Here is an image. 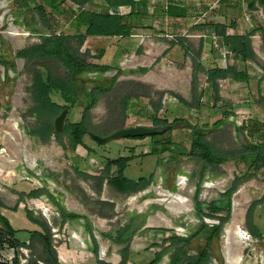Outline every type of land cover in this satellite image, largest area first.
<instances>
[{
  "label": "rangeland",
  "instance_id": "rangeland-1",
  "mask_svg": "<svg viewBox=\"0 0 264 264\" xmlns=\"http://www.w3.org/2000/svg\"><path fill=\"white\" fill-rule=\"evenodd\" d=\"M38 1L45 6L57 34L85 32L81 15L86 11L107 9L106 0H94L83 6L69 0ZM147 1L149 12L146 13V18L160 12V8L154 6L157 2L165 4L162 5L163 9L168 2L183 4L188 9V18L183 22L167 20L156 23L158 26L155 28L161 32H169L178 24L180 31L183 29L185 34H207V30L196 27L206 22L226 23L230 26L231 33L235 31L232 23L242 33H253L255 29L264 28V10L262 7L252 9L249 6L251 0ZM0 5H3L0 7V16H4V20H0V58L7 62L6 65L0 64V213L9 219L15 230L14 236L10 237L0 222V263L13 264L17 255L20 264H48L51 255L42 236L35 234L40 232L49 235L60 264H100L99 261L121 264L124 260L126 264H148L157 252L163 250L167 252L158 264H168L172 253L169 249L175 245L171 237L190 236L203 222L210 225L220 223L225 214L214 212L212 202L223 197L237 176L252 173L254 177L241 182L233 192L231 214L226 219L222 232L216 235L212 230H206L193 238L186 250L191 255L207 250L211 254L210 264H228L226 230L237 217L244 234V237L235 239L242 242L238 264H264V168L250 169L251 156L236 157L211 166L201 177L202 163L190 155L164 152L163 165L159 164L160 155H146L153 149L156 141L161 145L168 138L190 147L193 133L190 124L204 131L214 145L230 151L240 149L239 131L242 132V126L247 121H258L264 127V105L257 103L260 96L264 95V44L260 31L251 36L255 61H248L246 64L237 62L243 71L240 90L235 91L234 95H221L219 100L209 94L200 101V105L189 94L193 85L177 84L175 87L171 83L173 78H169L168 70L164 68V62L167 61L164 55L168 51L162 46L167 43H164V37L151 32L149 26L152 24H147L145 28L146 37L142 46L148 62L136 73L129 71L125 75L129 79L127 84H124V65L121 64L124 62V55L121 54L124 51V37L99 40L96 45L105 48H90L86 41L82 45L76 40L69 41L76 54L94 63L100 61L105 54L96 58L100 49L109 50L111 54L101 61L118 66L103 75L85 74L83 78L91 80L86 84L89 89L95 82H100L101 77L106 85L111 84L108 79L120 71L118 82L101 94L98 103L89 113L91 131L106 136L123 128L124 95L128 94L143 101L148 111L153 110L150 99L161 104V118L171 122L175 118L184 120L177 123L171 132L157 137H125L100 144L86 135L84 140L87 142L84 141L83 147L65 130L69 122L82 119L86 103L83 98L76 106H70L61 132L55 131V119L61 113L58 110L51 109L41 116L33 115L36 103L28 90L32 85L34 64L42 63L44 66H40V69L50 68L57 76H68V71L54 58L41 57L31 61L18 56L19 50L41 42L39 34L31 32L28 27V24L33 25L34 17L40 22L38 14L30 8L21 10L17 0H0ZM128 11L129 9H124V12ZM145 23L150 22L146 20ZM188 24L192 25L188 27ZM11 25L16 26L20 33L8 35L7 32L15 29ZM40 26L43 28L42 24ZM212 36L208 49L212 47L218 58L224 59L225 56L230 62L236 63L234 53L227 51L219 37ZM199 43L196 42L195 45L199 47ZM179 49L180 46L178 54H171L176 60L169 64L178 68L177 81H186L185 77L189 78L190 73L186 68L188 64L179 62L183 57V52ZM201 76L205 81V74L201 73ZM212 85L219 87L217 81ZM170 90L174 97H170ZM51 97L62 102L55 91ZM133 100L136 101V98ZM45 124L55 133L48 137L43 135ZM245 134L248 140L259 141L258 135L252 138L247 131ZM243 141L247 143L245 135ZM132 149L138 151V154L133 155ZM122 155L134 157L126 171L129 177L135 178L140 174L150 180L138 192L121 194L108 182L112 173L107 171L110 157ZM11 174L13 179L7 181L5 178L12 176ZM48 182H52L56 191L61 194L58 200L63 205L61 206L69 213L72 211L80 215L79 218L69 220L58 211L57 206L43 192L44 189L49 192L52 190ZM161 189L184 196L190 210L177 212L172 209L169 206L171 196L163 195ZM34 190L38 191L39 196L29 195ZM33 201L44 204L46 208L50 207V210L44 214L45 210ZM252 205L254 231L247 221ZM150 220L156 224L150 223ZM130 223H143V226L130 242H116L115 238ZM88 226L92 231L88 230Z\"/></svg>",
  "mask_w": 264,
  "mask_h": 264
},
{
  "label": "trees",
  "instance_id": "trees-1",
  "mask_svg": "<svg viewBox=\"0 0 264 264\" xmlns=\"http://www.w3.org/2000/svg\"><path fill=\"white\" fill-rule=\"evenodd\" d=\"M69 1L83 6L93 2L94 0ZM17 2L19 3L21 10L30 8L38 14L40 22L34 17L33 25L28 24V27L30 28L31 32L39 34L41 37L40 43L19 50L18 56L31 61H35L41 57H51L61 62L63 67L68 71L67 77H61L55 75L50 68H47L46 70L40 69V66H44L42 63L37 62L34 64L35 67L32 74V85L28 90L36 103L33 110V115L41 116L43 113L50 111L51 109L58 110L59 112H62L64 109L69 110L70 106H76L80 99L83 98L86 103L84 105L82 119L78 122H69L65 130L67 134H70L74 137L76 143L79 146L85 147L84 137L88 135V131L91 130V126L88 121L89 113L98 103L101 94L114 86L119 77L120 71H118L117 74L109 79L111 84L106 85L105 81L95 82V85L89 89L86 84L91 82V80L83 78L85 74L91 72L106 73L110 70H113V67L109 64H99L88 61V59L85 57L76 54L71 49L68 42L71 40H76L80 45H82L89 36H129L131 34L132 27L126 16L136 12L137 1L106 0L107 9L105 11L92 10L84 12L81 15V18L86 30L80 34H57L53 30V25L45 6L38 0H17ZM249 6L252 9L262 7L264 10V0H251ZM124 9H129V11L124 12ZM168 9H170V6H168ZM40 24H42L44 29L40 26ZM196 27L202 30H207L210 34L220 37L224 47L232 51L241 64H246L248 61H255V53L252 48L251 41V36L255 34L254 32H261L264 44L263 27H260L258 30L255 29L253 33L239 32L235 23H232V27L235 29L233 33L229 32L230 26L222 22H206L198 24ZM181 40H183V38L179 37L178 42ZM180 45L185 50L186 55L190 56L193 60L194 90L198 87V71H204L210 81H216L227 76L241 78L243 75L241 66L238 67L237 65L228 66L226 68L214 67L207 69L200 62L202 47L199 51H194L189 45L183 44V42H181ZM89 53L90 51H88V54ZM104 53L105 50L100 49L96 58H101ZM0 64L6 65L7 62L0 58ZM53 91L59 92L66 104L59 105L54 102L50 96L51 92ZM257 103L264 105V95L260 96V98L257 100ZM152 105L154 106L155 112L158 113L160 108L157 107L153 102ZM180 121L184 120L182 118H175L174 121L169 122V120L166 118L156 116L154 118V125L163 126L165 127V130L162 133H156L149 136L157 137L159 135H164L168 132H171ZM189 127H191L193 130L190 147L182 142L174 141L168 138L161 142V145L158 144V141H156L153 149L149 153H146V155H160L164 152L190 155L197 162L202 163V168L200 171L201 177L205 175V172L209 170L211 166L220 165L236 157L247 158L251 156L252 161L249 167L250 169L260 170L264 168V127L260 126L258 121H247L242 126V133L245 135L247 143L239 138L240 149L236 151L225 150L214 145L208 139L207 134L204 131H201L196 125L190 124ZM245 131H247L249 136L252 138L258 135L259 141L248 140ZM42 132L43 135L47 137L55 133L54 130H51L48 124L44 125ZM146 137L148 136L129 138L141 139ZM132 158L133 157L129 156L119 157L117 159L110 160L107 164L108 173L111 172V169L114 165L117 166V172L115 174L110 173L108 182L112 184L117 190L124 193L138 192L150 182V180L146 177H140L138 180H133L125 176L124 170L127 166V162ZM253 177L254 174L252 173H245L242 176H237L233 185L224 193L223 197L212 202L211 207L214 209V212L225 214V218H222L220 223L210 225L206 222H203L200 228L190 236L175 235L174 237H171V239L175 241V245L169 249L172 251V253L168 264L211 263V254L209 251L206 250L191 255L186 250V246L191 243L193 238L206 230H212L216 235H219L222 232L223 225L231 214L233 192L241 182ZM43 192L50 199V201L55 206H57L58 211L62 213L66 219L70 220L80 217V215L76 213L67 212L55 199L53 194L47 189H44ZM29 195L36 197L39 196V193L38 191L34 190ZM196 195L198 197L199 191H197ZM253 210L254 205L250 207L247 215V221L250 224V227H252V230L255 229V227H253ZM0 222L3 225V230L8 233L10 237H13L15 230L9 219L1 215V213ZM142 226L143 223L137 225L134 223L128 224L124 231L115 238V241L118 243L130 242L135 233ZM88 230L92 231L90 226H88ZM35 234L42 236V239L46 244V248L51 255V260L48 264H60L56 253L52 249L49 235L42 234L40 232H36ZM17 243L20 242L17 241ZM97 251L98 247L96 246L95 252ZM166 252V250L157 252L155 258L148 264H158ZM99 262L100 264H111L105 261ZM13 264H20V260L17 255H15L13 259ZM121 264H126V261L124 260Z\"/></svg>",
  "mask_w": 264,
  "mask_h": 264
},
{
  "label": "crops",
  "instance_id": "crops-1",
  "mask_svg": "<svg viewBox=\"0 0 264 264\" xmlns=\"http://www.w3.org/2000/svg\"><path fill=\"white\" fill-rule=\"evenodd\" d=\"M136 1H137L136 12L126 16L128 22L130 23V25L132 27V30H131V34L129 36H124V49H123L124 51L121 52V54L124 55V62L121 63L122 65H124V84H127L128 80H129L128 76H125V75H127V73L129 71L136 73L140 68H143L146 65L145 64L146 62H148V61H146V58H148V56H145L144 52H142V46H144L143 42H144L145 37H146V36H144L145 35V28H146V26H148L147 24H152L153 27L149 26L151 28L150 29L151 32L154 35H157L159 37H164V39H163L165 41L164 43H167V45L165 44L164 46H162L166 52L168 51L167 53H165V51H164L165 55L163 53V55L166 56L165 58H167L166 59L167 61L164 62L166 64V67H164V68L166 70H168L169 78L172 76L173 80H171V83H173V85L175 87L177 84H187L188 83L189 85L190 84L194 85V82H193V70H194L193 69V65H194L193 60L190 56L186 55L185 50L180 45L181 42H183V44L189 45L194 51H199L200 48L202 47L200 62L207 69L214 68V67L226 68L228 66H233V65H237L238 67L241 66L239 63H237V62H240L237 58H236L237 59L236 63L230 62V60L226 59L225 56H224V59L223 58L220 59L217 57V54L215 53V51L212 47H210L208 49L207 46L211 45L212 37H213L212 36L213 34H210L208 31H207V34L206 33H198V32L193 33V34L192 33L185 34V32H183L184 31L183 29L180 31L178 24H175L173 26V29L169 32H164V31L161 32L160 30L155 28L158 26L156 23H164L167 20H169V21L173 20L174 22H181V21L183 22V20L184 21L187 20L188 9L186 8L185 5L180 4V3H172V2L169 3L168 2L166 4V6H164V9H163L162 5H165V4L157 2L154 4V6H157L158 8H160V10H159L160 12L148 15L149 18L148 17L146 18V16H147L146 13L149 12L148 11V8H149L148 7V1L147 0H136ZM202 4L203 3H199V5H202ZM2 6L3 5H0V7H2ZM168 6H170V9H168ZM160 13H162V14H160ZM0 20H4L3 15L0 16ZM146 20H148L150 23H145ZM192 24H190V25L188 24L186 26L190 27ZM15 29H17V32H20L17 27ZM109 37L121 38L119 36H89L87 38L86 42L89 44L90 48H92L94 46H96V48H100V47L105 48L104 46H99L96 44L99 40H102L103 38H109ZM179 37L183 38V40H181L180 42H178ZM171 40H173L174 42L170 43ZM196 42H200L199 47H197L195 45ZM168 43H170V44H168ZM178 46H180V49L183 52V57L181 59H179V62H181V63L186 62V65L188 64V66H186V68H188L187 72H189L190 74H189V78L185 77L186 81H177V70H178V68L176 66L171 65L172 63H174L173 60H176V58L172 57L171 54L173 55V54H175L174 52L178 51ZM104 50H105V54L101 60L105 59V57H107V55H109V53H110L109 50H107V49H104ZM227 51L232 52L228 49H227ZM115 52H113V53L115 54ZM176 54H178V52ZM206 55H207V57H206ZM178 58H180V57H178ZM101 60L95 61V63L109 64L113 67V69L118 68L117 65H113L112 63H108V62L101 61ZM169 63H171V64H169ZM167 64H169V65L167 66ZM91 73H100V72H91ZM201 73L205 74V76H206L205 81L202 78ZM100 74L103 75L105 73H100ZM102 79H103V77L99 78V80H101V81H102ZM105 79H107V78L105 77ZM216 81L218 82L219 87H214L212 85V84H215ZM216 81H210L208 79L207 74L204 71H198V84H197L198 87L195 90L191 88V93H189L192 97H194L197 100L198 105H200L201 104L200 101L209 94L212 95L216 100H219V97L221 95L225 94V95L229 96L230 93H232L234 95L235 91H239L240 87H241V82H240L241 79L240 78H234L232 76L220 78ZM117 82H118V79H117L116 83ZM55 92H57V91H55ZM171 92L172 91L170 90L169 93H171ZM57 93L59 94V97L61 98L62 102H60L59 100H57V101H55L54 99H52V100L59 105L66 104V102L62 99L60 93L59 92H57ZM50 96H52V92H51ZM170 97H174V95L171 93ZM135 98H136V101L133 100ZM150 102H151V106L153 108V110H152L153 114H152V111H148V109L146 108V104L143 101H139L137 96L131 95V94L130 95L128 94L126 96L124 95V127L136 126V125L150 126V125L154 124V118L156 116L160 117L159 114H160V111L162 109V106L159 103H155L151 99H150ZM152 102L157 107L160 108L158 113L155 112V109H154V106L152 105ZM170 102H172V101H170ZM169 122H171V121L169 120ZM85 142H87V141H85ZM132 151H133V155L138 154V151H135V149H132ZM128 156L129 155H126L125 157H128ZM156 156H159V155H156ZM162 156H163L162 154H160V156H159V164L160 165H163L162 163H164L162 160ZM119 157H124V155L119 156ZM119 157H116V158L110 157V160H114V159H117ZM133 159H134V157L127 162V166L124 170V174L126 177H128L130 179L138 180L140 177H143V176L140 174H137V177L131 178L128 176V173H126L128 167H129L130 163L133 161ZM111 172H112V174H115L117 172V166L116 165H114L112 167ZM163 190L167 191L166 189H161V193L163 195H169L170 196V194H173L171 191H168V193L167 192L164 193ZM116 192L124 194V192L119 191L117 189H116ZM176 195L181 196V198L184 197L180 194H176ZM183 199H185V198H183ZM60 205H62V204L60 203ZM188 210H190V207L186 210H181L180 212L188 211ZM177 212H179V211H177ZM71 213H73V212L71 211ZM150 223L156 224L155 221L151 222V220H150Z\"/></svg>",
  "mask_w": 264,
  "mask_h": 264
},
{
  "label": "bare ground",
  "instance_id": "bare-ground-1",
  "mask_svg": "<svg viewBox=\"0 0 264 264\" xmlns=\"http://www.w3.org/2000/svg\"><path fill=\"white\" fill-rule=\"evenodd\" d=\"M16 28V26L11 25V28ZM17 30L16 29H12V31L7 32L8 35H16L14 33H16ZM20 33V32H17ZM16 139V138H15ZM12 175V174H11ZM7 181H11L13 179V175L6 177L5 178ZM48 186L51 190V192L56 196L57 200H59L61 198V194L58 193L56 191V189L54 188V185L52 182H48ZM167 190V189H166ZM168 191L170 190H163L164 193H168ZM171 196V202L169 203V206L174 209L175 211H181V210H186L189 208V206L187 205V201L186 199L181 198V196L176 195V194H170ZM33 203H35L37 206H39L40 208L44 209V214H47V211L50 210L49 208H46V206L44 204L39 203L38 201H33ZM67 206L70 205L68 204ZM50 213V212H49ZM236 214H238L236 212ZM49 215V214H48ZM50 216V215H49ZM153 221V220H152ZM151 221V222H152ZM227 233V242H226V253H227V263L228 264H238L239 259H240V255H241V249H240V242L241 240H235L237 237L241 238L244 237V234L242 233V231L240 230V226H239V222H238V218H234L231 227L227 228L226 230ZM242 243V242H241Z\"/></svg>",
  "mask_w": 264,
  "mask_h": 264
},
{
  "label": "water",
  "instance_id": "water-1",
  "mask_svg": "<svg viewBox=\"0 0 264 264\" xmlns=\"http://www.w3.org/2000/svg\"><path fill=\"white\" fill-rule=\"evenodd\" d=\"M67 112H68V109H64L56 117L55 119V131L56 132H61L63 130L64 119L66 117ZM164 130H165V127L163 126L136 125V126H131V127L120 128L106 136L98 135L94 133L93 131L89 130L88 135L91 136L98 143L105 144L108 141L113 140V139H122L125 137L149 136V135L156 134V133H162ZM239 137L242 141L244 140V134L241 131H239Z\"/></svg>",
  "mask_w": 264,
  "mask_h": 264
},
{
  "label": "built area",
  "instance_id": "built-area-1",
  "mask_svg": "<svg viewBox=\"0 0 264 264\" xmlns=\"http://www.w3.org/2000/svg\"><path fill=\"white\" fill-rule=\"evenodd\" d=\"M0 247H1V245H0Z\"/></svg>",
  "mask_w": 264,
  "mask_h": 264
}]
</instances>
